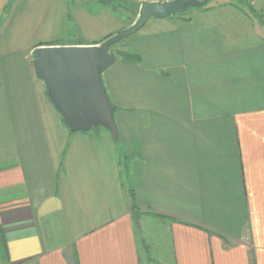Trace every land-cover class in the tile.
<instances>
[{
  "label": "crops",
  "instance_id": "0c3cea01",
  "mask_svg": "<svg viewBox=\"0 0 264 264\" xmlns=\"http://www.w3.org/2000/svg\"><path fill=\"white\" fill-rule=\"evenodd\" d=\"M193 14L151 19L126 45L137 60L103 74L114 141L71 133L34 61L125 19L93 0H0V264H142L132 193L180 221L169 264H264V21L223 2Z\"/></svg>",
  "mask_w": 264,
  "mask_h": 264
},
{
  "label": "water",
  "instance_id": "95a60500",
  "mask_svg": "<svg viewBox=\"0 0 264 264\" xmlns=\"http://www.w3.org/2000/svg\"><path fill=\"white\" fill-rule=\"evenodd\" d=\"M212 0L144 2L137 22L101 45L47 46L36 51L34 69L48 97L71 133L103 128L118 140L116 109L102 76L115 63L111 47L136 34L151 19L165 20L188 8H202Z\"/></svg>",
  "mask_w": 264,
  "mask_h": 264
},
{
  "label": "rangeland",
  "instance_id": "374dc122",
  "mask_svg": "<svg viewBox=\"0 0 264 264\" xmlns=\"http://www.w3.org/2000/svg\"><path fill=\"white\" fill-rule=\"evenodd\" d=\"M76 1H82V0H74ZM87 1V0H86ZM95 2H98L101 5H104V3H110V5L113 6H119L120 1L121 2H127V3H135L141 6L142 3L135 2V1H126V0H93ZM168 1L173 0H146L145 2H156V3H165ZM203 1V0H199ZM260 1V0H259ZM224 3V4H232L237 9L241 10L246 14L247 16H251L254 20L258 21H264V12L258 9V7L254 6L253 2H258L256 0H212L210 1L205 7H210L211 5H215V3ZM126 3V4H127ZM144 3V2H143ZM264 3V0H263ZM108 6L107 9H111L116 13V15H120L125 19V22L127 25L120 27L118 31H115L113 35H109L111 38L125 32L126 30L130 29L138 20L139 13H140V7H130V9H118V8H112L113 6ZM200 8H188L183 15L177 16V17H183L188 16L192 14L194 16V11L198 10ZM246 16V17H247ZM127 20V21H126ZM109 36L105 37L108 38ZM133 36V35H132ZM128 37L121 41L120 43L114 45L111 49V52L113 54H117L118 52H126L128 50V43L130 42L131 37ZM104 38V39H105ZM103 39V40H104ZM60 41V40H59ZM63 40H61L62 42ZM102 41V40H101ZM98 41V42H101ZM56 41H48V42H42L40 45H48L50 43H54ZM69 42L63 41L62 44H68ZM70 43H87L89 44L90 41L86 39H82L76 42H70ZM95 43V42H94ZM92 43V44H94ZM103 44V43H102ZM38 45V46H40ZM101 45V44H98ZM47 47V46H44ZM37 51V50H36ZM130 152H126L123 155L126 156L129 155ZM138 223L139 232L138 235V241H139V251L140 256L142 258V264H169L170 258L172 255V242H171V236L168 232V227L171 224V220L168 219H162L160 217H153V216H145ZM1 250V249H0ZM1 254V252H0ZM2 256V254H1ZM1 263H4L3 258L0 257Z\"/></svg>",
  "mask_w": 264,
  "mask_h": 264
},
{
  "label": "trees",
  "instance_id": "16d2710c",
  "mask_svg": "<svg viewBox=\"0 0 264 264\" xmlns=\"http://www.w3.org/2000/svg\"><path fill=\"white\" fill-rule=\"evenodd\" d=\"M111 3V2H110ZM110 3H104V4H106V5H110ZM127 2H121L120 1V4H119V6H113V5H110V6H113L112 8H118V9H130V7H135V6H138V7H140V5H138V4H135V3H127ZM184 14V12H180V13H177V14H175L174 16H172V17H177V16H180V15H183ZM181 18V17H180ZM127 21V20H126ZM111 37L109 36L108 38H105L104 40L102 39V41L101 42H96V43H94V44H87V43H76L75 45L77 46H84V45H86V46H88V45H98V44H102V43H104L105 41H107V40H109ZM63 42V41H62ZM62 42L61 41H56V42H54V43H50V44H48V45H44V46H60V45H64V44H62ZM111 49H112V47H111ZM111 54H113L112 52H111ZM113 55H115V58H117V57H120V58H128V59H133V60H137V56L136 55H134V54H132V53H127V52H118L117 54H113ZM111 101V100H110ZM112 103V102H111ZM112 105L115 107V105L112 103ZM115 109H116V107H115ZM131 199H132V205H131V215H132V218H133V220H134V222H135V226H136V229H137V231L139 232V228H138V223L140 222L139 220H141V218L143 217V216H145V215H147V213H143L142 211H141V208L139 207V205L137 204V200H136V197H135V194L134 193H132L131 194ZM160 218H162V219H165L163 216L162 217H160ZM171 222H180V221H178V220H176V219H171Z\"/></svg>",
  "mask_w": 264,
  "mask_h": 264
}]
</instances>
